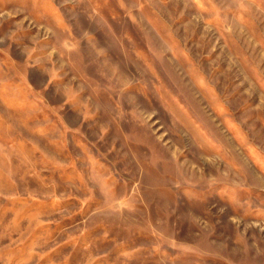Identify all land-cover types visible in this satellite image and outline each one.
Returning <instances> with one entry per match:
<instances>
[{"label": "rangeland", "instance_id": "rangeland-1", "mask_svg": "<svg viewBox=\"0 0 264 264\" xmlns=\"http://www.w3.org/2000/svg\"><path fill=\"white\" fill-rule=\"evenodd\" d=\"M0 264H264V0H0Z\"/></svg>", "mask_w": 264, "mask_h": 264}]
</instances>
